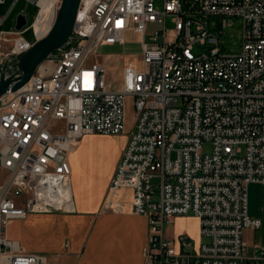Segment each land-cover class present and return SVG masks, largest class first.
Here are the masks:
<instances>
[{
    "label": "built area",
    "instance_id": "2783aa9c",
    "mask_svg": "<svg viewBox=\"0 0 264 264\" xmlns=\"http://www.w3.org/2000/svg\"><path fill=\"white\" fill-rule=\"evenodd\" d=\"M26 1L38 8L37 41L63 0ZM230 22L241 26L236 50L224 42ZM130 31L143 36L140 67L125 66L118 87L91 57L125 45ZM13 34L1 61L8 73L33 45L24 30ZM127 96L135 124L103 207L121 212L116 195L133 191V212L148 218L144 254L156 264H264V245L249 253L244 236L263 227L248 189L264 184V0H81L69 39L0 96V264L42 263L8 237L9 224L74 211L69 156L86 135L123 134ZM187 215L200 221L197 247L187 233L165 236L173 217Z\"/></svg>",
    "mask_w": 264,
    "mask_h": 264
},
{
    "label": "crops",
    "instance_id": "0c3cea01",
    "mask_svg": "<svg viewBox=\"0 0 264 264\" xmlns=\"http://www.w3.org/2000/svg\"><path fill=\"white\" fill-rule=\"evenodd\" d=\"M22 1L36 7L26 0H0V66L1 61L8 59L7 53L13 46L18 15L24 14L28 19L27 11L20 5ZM4 36L8 37L6 42L2 41ZM129 134L86 135L69 156L74 211L32 213L24 219L13 220L7 229L8 237L17 241L20 249L38 254L41 264H156L144 254L149 240L148 218L133 212V191L124 188L116 195V200L123 205L121 212L103 207ZM100 148H111L113 158L110 170L102 173L97 181L87 172L86 154ZM0 174L3 175L1 171ZM172 222L182 227L192 223L186 227L187 234L196 247L202 242L198 217L175 216ZM181 234L178 231L174 236H165L174 240Z\"/></svg>",
    "mask_w": 264,
    "mask_h": 264
},
{
    "label": "rangeland",
    "instance_id": "374dc122",
    "mask_svg": "<svg viewBox=\"0 0 264 264\" xmlns=\"http://www.w3.org/2000/svg\"><path fill=\"white\" fill-rule=\"evenodd\" d=\"M20 5L27 11L28 20L30 25L25 27L24 37L30 41H35L32 32V20L36 17L38 8L34 6H28L26 2L22 1ZM231 24V22H230ZM156 29L155 25H148L147 32H151ZM241 34V26L239 22L232 23L226 28L225 33V45L229 49L236 50L239 47ZM142 35H137L135 32L130 31L127 35V43L125 45H104L98 48L97 53H94L91 59L94 62L103 63L107 67V80L109 84L116 83L118 87L122 86L123 69L129 64H136L140 67L138 58L142 54ZM147 41H152L151 35L147 36ZM120 55L125 56V60H120ZM116 87V85H115ZM126 109V130L123 134H129L133 130L135 124L136 108L133 96L126 97L125 103ZM82 144V142L80 143ZM96 145V144H94ZM81 146V145H80ZM94 149H99L93 147ZM102 150L87 151L86 164L87 172L97 178L98 181L100 175L104 172H108L111 166V160L113 158V150L111 148H100ZM209 147H206L205 151H209ZM0 177L2 175L0 174ZM249 212L252 216L258 217L263 221V227L259 230L246 229L244 236L249 245V253H253V248L256 244L264 245V184L252 183L249 186ZM192 223L186 224L184 227L175 224L174 222L167 224L164 228L165 235L171 234L174 236L178 231L181 233H189L187 226H191Z\"/></svg>",
    "mask_w": 264,
    "mask_h": 264
},
{
    "label": "water",
    "instance_id": "95a60500",
    "mask_svg": "<svg viewBox=\"0 0 264 264\" xmlns=\"http://www.w3.org/2000/svg\"><path fill=\"white\" fill-rule=\"evenodd\" d=\"M80 1H62L56 21L48 35L35 41L29 50L13 58V67L17 68V71L8 73V63L0 67V96L22 88L30 81L38 67L46 61L48 56L69 39L73 32ZM27 25L26 15H18L15 29L21 31Z\"/></svg>",
    "mask_w": 264,
    "mask_h": 264
},
{
    "label": "bare ground",
    "instance_id": "6f19581e",
    "mask_svg": "<svg viewBox=\"0 0 264 264\" xmlns=\"http://www.w3.org/2000/svg\"><path fill=\"white\" fill-rule=\"evenodd\" d=\"M74 210V209H73Z\"/></svg>",
    "mask_w": 264,
    "mask_h": 264
},
{
    "label": "trees",
    "instance_id": "16d2710c",
    "mask_svg": "<svg viewBox=\"0 0 264 264\" xmlns=\"http://www.w3.org/2000/svg\"><path fill=\"white\" fill-rule=\"evenodd\" d=\"M34 42V41H33Z\"/></svg>",
    "mask_w": 264,
    "mask_h": 264
}]
</instances>
